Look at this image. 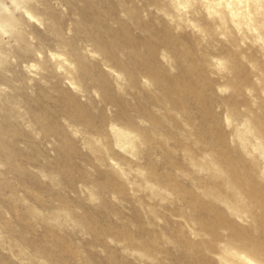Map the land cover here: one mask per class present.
Segmentation results:
<instances>
[{
	"label": "rangeland",
	"instance_id": "1",
	"mask_svg": "<svg viewBox=\"0 0 264 264\" xmlns=\"http://www.w3.org/2000/svg\"><path fill=\"white\" fill-rule=\"evenodd\" d=\"M91 2L92 12H83V2L55 5L57 35L37 23L35 32L25 27L27 48L39 50L38 57L14 54L0 67V264H183L182 242L206 236L190 195L178 194L168 179L237 223L248 222L238 206L218 197L232 190L212 164L207 140L197 139L201 126L219 130L235 157L255 159L264 186L263 149L250 123L264 112V46L240 45L254 54V63L243 61L247 87L235 95L223 65L200 57L206 41L191 46L189 29L173 30V12L167 16L147 0ZM164 22L173 45L189 48L188 60L167 45ZM122 29L129 44L117 40ZM145 40L153 45L152 57ZM4 41L18 50L8 34ZM132 45L141 60L130 58ZM51 54L67 59L61 69H54ZM193 62L197 71H188ZM150 67L181 83L202 80L209 114L188 95L187 113L178 110L166 84L150 80Z\"/></svg>",
	"mask_w": 264,
	"mask_h": 264
},
{
	"label": "bare ground",
	"instance_id": "2",
	"mask_svg": "<svg viewBox=\"0 0 264 264\" xmlns=\"http://www.w3.org/2000/svg\"><path fill=\"white\" fill-rule=\"evenodd\" d=\"M89 1L91 2V0H0V67L10 64L9 60L14 54L19 55V57L26 56L29 53L33 54V56L39 55V50H28L25 27H30L33 30L32 23H37L38 25L50 28L57 35L60 20L57 17L55 5H70L74 8L77 2H83L84 6L82 10L84 12L91 9ZM147 1L150 6L157 9H165L167 16L169 12H173L171 14L174 25L173 30L177 28L179 30L189 29L192 32L191 34H193V40H195L189 41L191 42V46H197L205 40L207 45H205L204 53H201L200 57L204 60V56H211V59L216 60L219 66L220 64L223 65V68L230 75L228 87L235 95L242 93L247 87L246 84L248 82V73L243 61L251 64L254 63V54L246 53L243 49L241 50L240 45L249 40L251 43H258L260 46H264V0ZM47 21L48 23H46ZM162 28L163 38L167 45H170L180 58L188 60L191 54L188 50L189 48L182 47V45H173L172 38L168 37L169 30L171 29L168 23L164 22ZM35 31L33 30V32ZM5 34H8V37L13 39L18 50L15 51L14 46H9V42L4 41ZM119 34L121 38H117V40L128 44L131 42L129 35L124 29ZM40 41H42V38ZM40 45L42 44L40 43ZM142 47L148 57L154 55V48L150 40L143 41ZM71 49V53L76 57L78 65L83 69L81 57L78 56L74 48L71 47ZM261 54V58L264 57V49H262ZM50 56L57 60V63L54 62V64L56 63L54 65L55 70L61 69L63 62L67 61L61 54H51ZM130 58L137 61L141 60V56L137 52L135 45L131 47ZM197 64V62H193L189 66L188 71H197ZM69 74L71 73L69 72ZM149 78L154 83L166 84L163 86L166 97L178 110L187 113L183 98L188 95L204 108L205 115L209 114L205 103H203L205 101L202 96L204 85L202 80L189 79L186 83L185 81L181 83V81L179 82L174 78L170 79L164 73L162 74L159 70L151 67L149 68ZM99 82L101 83L100 79ZM70 83L72 85L75 84L73 82ZM168 84L171 85V89L167 86ZM74 111L77 114H82L78 107H74ZM150 120L154 127L159 125L155 119ZM250 123L257 138L260 140L258 144L262 145L264 155V112L254 115ZM157 128L159 127L157 126ZM197 136L199 140L200 138L207 140L209 151L212 155L211 162L215 167L219 168L220 172L225 176L224 178L229 189L232 190V195L229 197L226 196L227 192H225L227 193L226 195H222L217 190L219 199L222 203H227L226 205L231 202V204L238 206L241 213L243 212L247 215L248 222L247 225L237 223L226 215L227 211H223L214 204L199 200L188 191L181 192L179 184L168 179L166 181L168 186L174 188L178 194L181 196L190 195L192 208L200 212L197 218L198 230L202 233V237L206 236V238L200 241L185 240L182 242L186 251L185 263L183 264H264V186L256 179L258 162L255 159L243 161L235 157L225 144V136L214 127L201 126ZM143 138L142 140L148 142L149 137L147 139ZM119 139L121 142V138ZM261 145L259 146L261 147ZM148 172L154 175L151 170ZM113 187H123V185L115 182ZM216 257H220L222 262H218Z\"/></svg>",
	"mask_w": 264,
	"mask_h": 264
}]
</instances>
